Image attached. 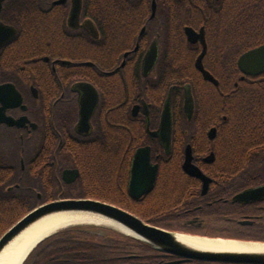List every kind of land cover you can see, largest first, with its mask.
<instances>
[{
  "label": "flooded vegetation",
  "instance_id": "obj_1",
  "mask_svg": "<svg viewBox=\"0 0 264 264\" xmlns=\"http://www.w3.org/2000/svg\"><path fill=\"white\" fill-rule=\"evenodd\" d=\"M16 1L0 0V24L15 30L0 44V51L17 35L15 25L3 16L30 19L31 43L29 64L17 59L15 65L0 66V85H12L21 99L13 89L0 93V171L22 181L30 175L26 169L44 170L47 178L42 183L53 190L47 200L37 191L40 202L36 206L56 199L106 194L124 206L110 203L143 220L156 218V222L144 221L166 230L264 242V189L260 188L264 186V161H216V151L211 148L217 136V126L211 123H226L223 105L231 95H235L240 114L264 115V70L243 74L237 61L245 50L236 58L238 77L233 89L228 91L220 83L207 62L213 36L210 22L200 10L211 0H193L197 4L186 0L179 5L182 11L177 7L174 14L170 0H27L25 12H19ZM187 4L193 9L186 14L190 19L183 17ZM186 26L197 32L204 28L202 63L217 84L206 80L196 68L202 43L200 39L194 43L188 40ZM151 48L156 49V58L145 72V57ZM162 54L193 57L197 74L192 73V82L181 86L182 107L187 115L184 104L189 92L191 113L187 118L193 120L194 146L186 145H191L192 162L209 178L204 193V180L184 168L185 148L182 160H176L178 102L173 91L177 84L168 79L175 69L160 65ZM209 98H217L219 108L203 105ZM92 99L85 128L80 124L81 105ZM166 103L171 113L168 144L159 136ZM21 117H25L21 125L10 123ZM211 127L216 128L213 138L208 135ZM101 137L107 139V147L99 146ZM142 147L149 148V165L141 174L146 176L154 168L156 173L151 188L135 195L130 187L133 160ZM210 152L214 153L211 160L206 159ZM66 169L78 172L71 182L63 178ZM139 180L135 192L145 188L143 176ZM19 186L18 181L9 183L6 190ZM250 189L255 191L236 198ZM69 230L78 233L77 243L62 242L65 237L60 235ZM105 230L68 227L47 238L53 240L43 247L37 245L23 264H264L185 259L142 241L115 249L107 239L113 229Z\"/></svg>",
  "mask_w": 264,
  "mask_h": 264
},
{
  "label": "trees",
  "instance_id": "obj_2",
  "mask_svg": "<svg viewBox=\"0 0 264 264\" xmlns=\"http://www.w3.org/2000/svg\"><path fill=\"white\" fill-rule=\"evenodd\" d=\"M169 2L173 5L171 8L174 7L172 14L176 13L177 7L182 11L179 5L186 4V0H170ZM189 3L194 4L195 2L189 0ZM16 4L19 7V12H25V9L29 7L27 0H17ZM207 4L205 8H200L201 13L204 12V15L202 14L203 18L210 22L209 27L213 36V40L209 42L207 62L210 65V69L220 79V83L222 85L225 84L229 91L233 89L232 84L238 77L236 67L238 54L264 43V0H211ZM183 7L186 8L183 17L190 19L191 17L186 14L192 12L193 9L188 4ZM166 17H171V15L168 16L166 13ZM3 19L15 25L17 35L1 49L0 66L15 65L17 59L22 64H29L27 61H29L31 43L30 19L27 20L21 15L16 19L3 16ZM164 34H166L165 31ZM219 52H222V54H219ZM160 65L162 67L171 65L175 69V73L169 72L167 74L170 83L177 84L173 91V95H175L178 102V112L174 122V135H177L178 139V143H175L178 151L176 160L180 162L186 143L190 142L194 146L191 137L194 124L193 120H188L183 110L181 86L184 83L192 82V73L197 74V71L193 68V57L191 56L171 58L162 54ZM211 88L213 89V87ZM215 99L218 100L217 98ZM216 100L209 98L203 105L207 108L214 106L219 108ZM236 107L235 95H231L227 98L225 105H223L224 112L227 115L226 123L224 124L219 120L211 123L217 126L216 142L211 147L216 151V161H240L243 163L264 161V149H262L264 147V115L246 116L240 114ZM98 142L99 146L107 147V139L105 137L99 138ZM26 172L30 175L19 181L18 176L12 177L4 169L0 171V235L18 218L40 202L37 199V191H40L44 200L50 198L48 194L52 192L53 188L42 183L43 179L47 178L45 171L42 169H26ZM17 181L20 184L19 187H13L10 191L6 190V186L9 183ZM69 195L85 194L69 193ZM93 197L124 206L123 202H119L106 194H95ZM143 218L146 221L156 222V218L153 217ZM60 236H64L65 238L62 242L68 244H74L80 240L75 230L65 231ZM107 239L108 242L114 244L115 249L122 248L121 245L127 247L141 242L115 230L110 231V236ZM51 240L53 239H45L39 246L43 247L45 242ZM99 240L101 241L102 239L99 238Z\"/></svg>",
  "mask_w": 264,
  "mask_h": 264
},
{
  "label": "water",
  "instance_id": "obj_3",
  "mask_svg": "<svg viewBox=\"0 0 264 264\" xmlns=\"http://www.w3.org/2000/svg\"><path fill=\"white\" fill-rule=\"evenodd\" d=\"M153 11H154V7H153ZM153 11H152V15H153ZM14 32L15 30L13 27L0 24V44L10 39L14 35ZM185 32L188 40L191 43L196 42L198 39H200L202 43V51L195 60L196 68L201 71L203 77L206 80H210L214 84H217L218 80L212 75V73H210L207 69L204 68L202 63V58L206 53L204 28L201 27V29L197 32L192 27L186 26ZM155 58H156V49L151 48L147 56L145 57V62H144L145 72H147V70H149V68L153 65ZM237 65L244 75L263 71L264 43L243 52L238 58ZM12 89L14 90L15 93H17L13 88V86L10 84L0 85V93L1 92L10 93L12 92ZM17 94H15V96L18 97V100H21L20 95ZM190 102L191 100L188 92V94H186V99L184 104V108L187 111L186 113L188 116H190L191 113ZM18 103H20V101ZM93 105H94L93 99L92 101L85 102L81 105L80 124L84 125L85 128H87L88 126V119L91 114ZM24 119L25 117H21L16 121L10 120V123L12 124L16 123L18 125H21ZM33 125L36 126V124ZM215 131H216L215 127L210 128V130L208 131V135L210 138H213L215 136ZM170 133H171V113H170L169 104L166 103L162 111L160 125H159V136L161 140L166 144L169 143ZM213 155L214 153L210 152L206 157V159L211 160V158H213ZM192 159H193L192 148L190 144H187L185 147L184 168L188 173L200 177L204 180L203 191H202L204 193L206 191L207 180L209 178L192 162ZM148 165H149V148L148 147L139 148L134 156L133 167H132L134 171V175L130 183L132 193L135 195H139L144 191H148L153 184L156 173L155 168L152 169L150 173L147 174L146 176H144V174H141L145 169H147ZM77 175L78 172L76 169H66L63 171V178L66 182L73 181ZM142 176L146 180L145 182L146 184H144L145 188L141 192H135L134 188L138 186V184L140 183L139 179ZM260 188L264 189V186ZM254 191L255 190H251V189L245 190L240 194H238L236 198H242L247 194L253 193ZM64 212H82V213H88V214L100 216L102 218H105L113 222L114 224H117V226L119 227L118 228V227L106 226L109 227V229L111 228L115 231L121 232L122 234L128 235L139 241L145 242L160 251L170 254H175L185 259L264 263V250L235 251V250H215V249L199 248L181 241L178 238V234H187V235H193L197 237L210 238V239L234 240L242 243H258L262 246H264V242L243 241L232 238L212 237L208 235L191 234V233L166 230L158 226H154L147 223L139 216L129 212L124 208H121L116 204L91 197L56 199L35 206L31 210L23 214L20 218H18L0 235V253L15 237H17L20 233H22L25 229H27L29 226L34 224L36 221L46 216H50L58 213H64ZM58 232H60V230L56 231L55 233ZM53 234L48 235L43 239H41L40 241H38V243L34 245L31 251L27 254L22 264L24 263L28 255L36 248V246L39 243L49 238Z\"/></svg>",
  "mask_w": 264,
  "mask_h": 264
},
{
  "label": "bare ground",
  "instance_id": "obj_4",
  "mask_svg": "<svg viewBox=\"0 0 264 264\" xmlns=\"http://www.w3.org/2000/svg\"><path fill=\"white\" fill-rule=\"evenodd\" d=\"M81 224L118 227L117 224L100 216L82 212H64L43 217L15 237L0 253V264H22L31 249L44 237L61 229ZM119 228V227H118ZM178 238L194 247L235 250L262 251L264 246L258 243H242L234 240L210 239L187 234H178Z\"/></svg>",
  "mask_w": 264,
  "mask_h": 264
},
{
  "label": "rangeland",
  "instance_id": "obj_5",
  "mask_svg": "<svg viewBox=\"0 0 264 264\" xmlns=\"http://www.w3.org/2000/svg\"><path fill=\"white\" fill-rule=\"evenodd\" d=\"M75 226H81V227H88V226H93V227H97L99 230H104L106 231L105 229H108L109 227H106V226H95V225H92V224H82V225H74V226H71V227H75ZM111 229V228H110ZM118 232V231H117ZM121 233V232H120Z\"/></svg>",
  "mask_w": 264,
  "mask_h": 264
}]
</instances>
